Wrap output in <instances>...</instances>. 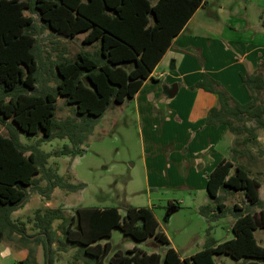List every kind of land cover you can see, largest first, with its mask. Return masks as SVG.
<instances>
[{"label": "trees", "instance_id": "16d2710c", "mask_svg": "<svg viewBox=\"0 0 264 264\" xmlns=\"http://www.w3.org/2000/svg\"><path fill=\"white\" fill-rule=\"evenodd\" d=\"M203 2L0 0V240L5 229L17 230L24 239L30 237L24 224L19 225L11 216L13 210L28 200L29 189L49 196L56 186L70 191L83 186L81 181L67 180L57 171V166L47 165L48 157L81 153L80 143L92 124L111 103L132 97L172 37ZM25 9L36 13L41 24L32 14H26ZM45 27L70 38L82 33L79 48L73 55L60 51L54 58L50 53L43 56L37 35ZM86 44L93 46L86 48ZM43 71L53 84L42 82ZM240 78L250 95L244 103L230 101L219 82L206 73L190 85L216 93L217 104L207 110L204 121L223 123L234 134L231 146L234 157L221 158L204 176L211 203L197 207L208 222L200 249L180 256L168 245L165 233L157 229V220L147 205H126L123 213L115 205L78 206L69 217L60 209L52 208L35 213L34 224L38 230L34 235L43 240L45 252L42 264H53L51 224L56 218H62L65 240L87 256L75 264H104L110 249L108 238L114 228L135 240L152 236L167 244L162 264H223L214 259L219 253L233 259L228 264H264V243H257L253 232L257 226L264 227L263 200L257 191L260 182L249 175L242 163L233 161L235 155L243 154L244 144L254 141L257 127L264 128V105L258 97L264 89V76L257 68L240 74ZM58 96L73 106L75 117H55ZM246 120L253 122L246 124ZM21 131L37 135L36 141L22 142ZM52 137H67L70 144L49 151L39 147L42 141ZM238 144L243 145L238 148ZM42 178L44 185L39 183ZM234 189L242 191L244 202L232 203V235L217 241L209 233V222L225 211L220 192L231 193ZM253 205L259 208L258 217L250 211ZM158 262L156 251L146 252L133 245L124 251H112L105 264ZM24 264H28V258ZM32 264L40 263L34 260Z\"/></svg>", "mask_w": 264, "mask_h": 264}, {"label": "rangeland", "instance_id": "374dc122", "mask_svg": "<svg viewBox=\"0 0 264 264\" xmlns=\"http://www.w3.org/2000/svg\"><path fill=\"white\" fill-rule=\"evenodd\" d=\"M207 1L211 9L217 4H226L231 6L232 10H245L246 20L249 22L251 20L255 22L261 10L264 13V0ZM24 12L32 14L36 22L41 24L36 13H31L28 9ZM262 15L264 18V14ZM37 36L42 55L50 53L49 56L54 58L60 51L66 55H73L80 46L82 33L70 38L45 27L39 31ZM92 46L85 45L86 48H92ZM63 47L65 50H62ZM47 76L46 71H43L42 82L53 84V80H47ZM166 79L160 78L158 85L150 83L144 85L135 96L130 99L126 98L121 103H111L86 133L80 143L83 148L81 153L75 156L52 154L48 157L47 165L57 166V171L65 175L67 180L81 181L84 184L74 191L56 186L49 196L38 190L29 189L28 200L23 206L13 210L11 216L19 225L24 224L25 231L30 234V237L24 239L17 230L5 229L0 240V264H24L26 258H28V264H32L34 260L40 264L44 262L43 240L34 235L38 230L34 224L35 213L36 211L42 213L52 208L60 209L64 216L69 217L78 206L115 205L119 212L123 213L126 205H147L151 207L157 220V229L165 233L169 241L168 245L174 247L180 256L189 255L203 246L205 227L208 222L198 212L197 204L204 203L207 198L204 187L153 186L147 180L152 167L150 163L153 164L157 160L153 156H162V159H165L164 152L173 146V143L165 144L159 139L160 124L148 117V113H152L156 108H163L166 105L170 107L179 97H182L180 92H177L173 95L166 93L167 95L162 100L156 97L151 98L152 95L148 93L154 91L156 95L157 90L160 88L165 90L175 82ZM258 97L264 105V89ZM56 105L55 117L57 119L75 117L73 106L67 103L62 96H58ZM145 110L143 115L142 112ZM171 115L173 117V114ZM156 118L157 116L154 119ZM252 122V120L245 121L246 124H252ZM2 131L7 132L3 126ZM242 134L243 132L239 134V137ZM19 138L24 143H34L37 135H28L21 131ZM219 142L217 148L223 150L225 140ZM65 143L70 144L67 137H52L42 141L39 147L49 151ZM242 145L238 144L236 147L240 148ZM244 146L248 147V151L235 155L234 162L242 163L249 175L259 180L257 191L263 200L262 208L264 209V150H261L264 148V128L257 127L254 141H249ZM161 177L167 182L163 174ZM190 178L193 184L196 180L195 175H190ZM39 183L44 185L45 179H40ZM220 195L225 211L209 222L211 224L209 233L219 241L232 235L230 230L234 217L232 203L243 204L244 202L242 191L239 189H234L231 193L221 191ZM258 210L259 208L255 205L250 207L255 217H258ZM61 226L62 218L52 221L51 230L54 234L50 250L53 264L83 262L87 256L77 246L65 240ZM253 232L257 243L263 244L264 227L257 226ZM108 240L110 249L104 258V264L112 251L116 249L124 251L133 245L146 252L156 251L159 254L158 264H162L164 248L167 245L152 236L135 240L129 235L122 234L117 228L111 230ZM214 259L223 264L233 262V259L225 253L215 254Z\"/></svg>", "mask_w": 264, "mask_h": 264}, {"label": "crops", "instance_id": "0c3cea01", "mask_svg": "<svg viewBox=\"0 0 264 264\" xmlns=\"http://www.w3.org/2000/svg\"><path fill=\"white\" fill-rule=\"evenodd\" d=\"M208 5L209 1L204 0L193 11L132 95L135 96L148 83L158 85L160 78L174 80L176 88L171 95L177 92L182 95L170 107L162 105L163 108L158 107L148 113L149 118L160 124L159 139L165 144L173 143V146L164 152L165 159H162V156H153L157 160L153 164L150 163L151 172L149 177L147 176L148 182L153 186L203 188L205 173L221 158L234 157L231 154L234 134L223 123L204 121L207 110L217 104L216 93L198 86H190L193 82L206 73L219 82L229 95L230 101L244 103L250 95L241 81L240 74H247L258 68L264 76L262 10L255 22H249L246 20L245 10H232L233 8L226 4H217L211 9ZM165 65L168 67L165 68ZM171 86L165 90L160 88L156 95L154 91L148 94L152 95L151 98L162 100ZM145 112L146 110L142 114ZM154 115L157 116L156 119ZM220 140H225L223 150L217 148ZM241 149L248 151V147L244 145ZM190 175H195L193 184ZM206 197L204 203L209 202V196Z\"/></svg>", "mask_w": 264, "mask_h": 264}, {"label": "water", "instance_id": "95a60500", "mask_svg": "<svg viewBox=\"0 0 264 264\" xmlns=\"http://www.w3.org/2000/svg\"><path fill=\"white\" fill-rule=\"evenodd\" d=\"M176 88V83H172L171 88L168 89V93L171 95Z\"/></svg>", "mask_w": 264, "mask_h": 264}]
</instances>
